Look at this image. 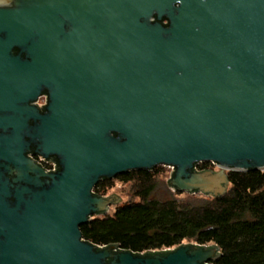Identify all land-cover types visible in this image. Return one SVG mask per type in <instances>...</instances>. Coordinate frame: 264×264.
<instances>
[{"label":"water","instance_id":"water-1","mask_svg":"<svg viewBox=\"0 0 264 264\" xmlns=\"http://www.w3.org/2000/svg\"><path fill=\"white\" fill-rule=\"evenodd\" d=\"M168 4L0 0V264L219 258L216 244L137 253L81 232L118 203L93 192L102 179L172 166L171 190L217 197L228 172L264 171V0H182L165 27Z\"/></svg>","mask_w":264,"mask_h":264},{"label":"trees","instance_id":"trees-1","mask_svg":"<svg viewBox=\"0 0 264 264\" xmlns=\"http://www.w3.org/2000/svg\"><path fill=\"white\" fill-rule=\"evenodd\" d=\"M211 165L200 163L196 168ZM161 168L115 176L131 184L137 200L118 205L111 215H94L81 225L83 238L97 246L117 244L137 253L187 242L216 244L220 256L214 264H264V171H230L224 195H192L197 192L181 198L184 192L173 193L160 181ZM114 178L102 179L93 192L104 196Z\"/></svg>","mask_w":264,"mask_h":264},{"label":"flooded vegetation","instance_id":"flooded-vegetation-1","mask_svg":"<svg viewBox=\"0 0 264 264\" xmlns=\"http://www.w3.org/2000/svg\"><path fill=\"white\" fill-rule=\"evenodd\" d=\"M167 1H169L167 8H165L160 14L161 16L160 23H162V25H164L165 27H168L170 25L171 17L174 15V13H177L182 6V0H167ZM157 17L158 15L157 13H155L154 19H156ZM47 103H48V94L46 93H42L41 95H39V97L35 101V105L40 106L39 111L41 113L44 112V107L47 105ZM30 155L32 156V160L34 161V163L40 165L46 171L52 172L57 170V167L56 170L52 169V163L55 162L57 164L55 157L44 158L33 152L30 153ZM207 169H211V168H207Z\"/></svg>","mask_w":264,"mask_h":264},{"label":"rangeland","instance_id":"rangeland-1","mask_svg":"<svg viewBox=\"0 0 264 264\" xmlns=\"http://www.w3.org/2000/svg\"><path fill=\"white\" fill-rule=\"evenodd\" d=\"M158 167H162L161 169V174L159 175V179H160V181L162 182V183H164L167 187H168V185H167V182H168V179H169V177H170V175H171V171H172V169L170 168V167H168V166H158ZM210 168L211 169H213V170H219L220 168L217 166V165H214V164H212L211 166H210ZM168 189H170L169 187H168ZM171 190V189H170ZM173 193H174V191L173 190H171ZM112 194H117L118 195V197H119V199H118V203H116V204H113L111 207H110V209H109V212L107 213V214H113L114 213V211H115V209H116V207L118 206V205H120V204H123V203H125V202H128V201H130L131 199H133V200H137L136 198H134V196H133V189H132V186H131V184L130 183H128V184H124V183H122V182H120L118 179H116V178H114V186L112 187V188H110L109 190H108V192L104 195V196H108V195H112ZM187 195H188V193L187 192H184V193H182L181 195H179V197H181V198H185V197H187ZM193 196H198V197H201V196H206V195H204L203 193H197V194H192ZM210 196V195H209ZM209 196H207V197H209ZM99 216H102V215H99Z\"/></svg>","mask_w":264,"mask_h":264},{"label":"built area","instance_id":"built-area-1","mask_svg":"<svg viewBox=\"0 0 264 264\" xmlns=\"http://www.w3.org/2000/svg\"><path fill=\"white\" fill-rule=\"evenodd\" d=\"M211 164H213V163H211ZM214 165H216V164H214ZM168 167H170L172 169V171L174 170V168L172 166H168ZM55 168H56V165L54 163H52V169L55 170ZM172 171H171V173H172ZM167 249H172V248H163L161 250H167ZM155 251H157V250H155Z\"/></svg>","mask_w":264,"mask_h":264}]
</instances>
